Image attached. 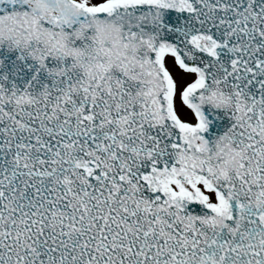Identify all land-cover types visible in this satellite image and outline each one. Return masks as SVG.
Listing matches in <instances>:
<instances>
[{
    "label": "snow or ice",
    "instance_id": "snow-or-ice-1",
    "mask_svg": "<svg viewBox=\"0 0 264 264\" xmlns=\"http://www.w3.org/2000/svg\"><path fill=\"white\" fill-rule=\"evenodd\" d=\"M0 264H264V0H0Z\"/></svg>",
    "mask_w": 264,
    "mask_h": 264
}]
</instances>
